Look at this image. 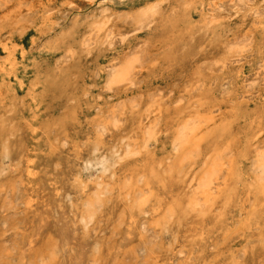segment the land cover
<instances>
[{
	"label": "rangeland",
	"instance_id": "1",
	"mask_svg": "<svg viewBox=\"0 0 264 264\" xmlns=\"http://www.w3.org/2000/svg\"><path fill=\"white\" fill-rule=\"evenodd\" d=\"M146 1L52 0L43 1L39 6L33 0H1L2 5L9 3L11 6L21 2L22 8L19 7V12L14 15L20 20L19 25L24 26L18 31L10 26L8 34L0 33V82L5 77L8 83V98L4 96L5 100L0 102V123L4 118L9 120L13 117L12 121L22 124L20 132L11 138V159L2 161L6 173L0 176V264H40L43 260L39 255L48 252L54 253L52 264H264V205L259 204L255 190L247 191L244 187L245 173L249 168V161L245 158L237 165L239 198L229 205L230 208H225L224 213L221 212L222 200H218L207 215L192 212L186 205H182L185 212L180 214L173 199L179 191L191 190L188 183L182 185L183 179L179 182L181 189L176 184L161 191L157 187H149L150 190L142 188L144 192L147 190L144 197L149 202L143 208L134 207L132 213L128 206L131 198L123 193H108L104 199L109 203L91 221L85 223L79 219L83 202L95 190V182L102 181L103 184L110 179L107 183L113 184L116 179V173L112 175L116 169H110L111 173L106 171V175L101 172V175L98 173L100 167L89 161L113 151L121 137L133 139L139 126L137 119L134 121L128 112L125 113L122 122L117 124L116 132L103 134V149L91 151L92 120H101L107 107L116 106L120 100L119 95L103 91L107 66L112 64L111 61H117L122 53L151 43L158 29L154 24L140 31L127 28L123 34L124 41L120 42L116 37L112 48L103 44L92 45L88 53L84 52L79 70H73L72 66L66 69L73 61L65 64L68 53L56 51L55 47L70 35L73 25H84L105 15L117 20ZM158 1L155 3L159 8V20L170 3L168 0ZM217 1L223 7L231 4V0H196L197 14H204V17L208 5ZM256 4L264 8V0H257ZM173 5H176L175 1ZM198 17L193 15L194 23ZM261 18L264 19V13ZM239 19L236 16L234 22ZM249 30L252 39L241 55L227 61L219 73L224 72L221 77L230 81L229 90L234 89L233 94H240L237 97L242 105L255 110L264 105V24ZM201 34L198 30L196 38L200 39ZM227 36L232 37L231 34ZM1 42L15 48L12 49L13 56L8 55L10 50L3 51ZM151 44L148 46V69L138 75L139 83L129 95L140 94L145 98L155 92L161 95L159 98L170 99L172 103L181 93L187 92L186 79H191L203 63L209 62L211 49L198 48L195 54H189L183 63H177L170 69L161 53L165 44L159 46L156 43L154 47ZM11 59L17 63L18 77L2 74V67L10 69L8 62ZM58 62L64 65L57 67ZM52 69L56 84L47 91V72H52ZM82 91L87 92V96ZM213 93L223 96L220 89ZM73 96L83 100L81 110L77 121L68 123L61 131V119L66 116V105L72 103ZM13 104H16L15 111ZM172 104V107L176 105ZM148 105L141 104L142 107L136 111L143 113ZM155 105L158 106L157 103ZM155 108L154 114H157L159 111ZM51 123L60 128L57 130L53 126L55 130L50 128L52 132L49 135ZM239 125H244L243 119ZM161 136L158 144L149 147L158 162L165 155L171 156L168 138L165 134ZM15 139L21 141L22 149L18 150L19 143ZM28 170L31 175H28ZM167 209H175L174 215L166 217L164 212ZM163 226L166 227L164 230Z\"/></svg>",
	"mask_w": 264,
	"mask_h": 264
},
{
	"label": "bare ground",
	"instance_id": "2",
	"mask_svg": "<svg viewBox=\"0 0 264 264\" xmlns=\"http://www.w3.org/2000/svg\"><path fill=\"white\" fill-rule=\"evenodd\" d=\"M43 1L47 3L52 0H33L39 6ZM157 1L147 0L140 7L133 8L132 13L119 16L122 17V20L119 17L118 21L113 20L112 16L105 15L99 19L90 20L84 25L75 24L72 26L70 35L61 38L63 41L61 40L55 47L56 51L68 53L65 64L70 60L73 61L66 66V69H70L69 67L72 66L73 70H79L84 52L88 53L92 45L103 44L106 45V48H112L116 37H119L120 42L124 41L123 34L127 28V30L140 31L154 24L158 29L157 37L155 36L151 40L152 44L145 43L139 48L122 53L117 61H111L112 64L107 66L103 91L106 94L119 95L120 100L116 106L107 107L108 109L102 114L101 120H92L94 121L91 125L93 137L89 140L91 151L103 149L105 145L103 134L116 132L117 124L126 115L125 113L128 112V116L133 117L134 121L137 119L139 126L137 134H134L135 137L132 136L133 139L123 136L124 138H119L113 151L107 150L108 152L101 154L99 158L89 161L94 163L93 166L100 167L101 171L98 173L104 172L105 174L106 171L111 173L110 169H116V172H112L113 176L116 173V179L115 183L112 182L113 184L107 183L110 180L108 177L107 182L102 178L105 182L103 184L102 181H100L101 183L97 182L98 184L95 182V190L83 202L79 216L80 221L85 223L91 221L101 208L107 206L109 202L104 197L109 195L108 193L117 195L123 193L125 197L131 198V205L128 206L132 213L134 207L143 208L149 202L145 199L146 196L144 197L147 190L144 192L142 188L147 187L150 190L149 187H157L161 191V189L166 190L167 186L172 188L176 184L181 189L185 183H188L191 190L185 193L179 191L173 199L180 214L185 212L182 205H186V208L192 212L207 215L218 200H222L221 212L224 213L225 208L228 209L229 205L239 198L237 165L244 158L249 161L244 187L247 188V191L255 190L259 204L264 205V105L255 110L243 106V102L241 103L237 97L240 94L238 92L233 94L234 89L229 90L228 87L230 81H225L221 77V73L224 72L220 71L221 73H219L227 61L238 56L248 41L252 39L249 28L264 24V19L261 18L264 8L256 4L257 0H231V4L226 7L220 6L217 1L208 5L207 14L203 17L204 14H197L196 0H168L170 5L158 20L159 8L155 3ZM174 1L176 5H173ZM181 4L186 6H181ZM4 5L0 0V22H2L0 33L4 31L8 34L10 26H14L18 31L24 25H19L21 24L20 20H17L14 13L17 14L22 8L21 2L19 5L17 4L18 7L16 4V6H11L9 3ZM216 14L222 16V19L219 20ZM193 15L199 16L196 23H194ZM236 16L240 18L238 22H234ZM200 29L202 30L200 31ZM198 30L199 33H202L200 39L195 36ZM223 34L225 35L224 39L217 42ZM228 34H231L232 37L227 38ZM1 43L3 51L10 50L8 55L13 56L12 49L14 47ZM161 43L165 44L161 53L170 69L177 63H183L189 58V54H195L198 48L211 49L212 53L208 58L209 62L203 63L202 67L192 74L191 79H186L185 88L188 90L175 98L172 102L176 104L174 107L171 106L173 104L169 102L170 99L163 100L164 97L159 98L161 95H156L154 91L145 98L140 94L129 95L132 88L139 83L138 75L148 69L147 66L150 62L148 46L150 44L151 47H154L155 44L162 46ZM246 52L248 53V51ZM8 64L10 72L7 70L8 67L4 66L2 74L16 77L17 63L11 59ZM62 65L64 63H57V67ZM13 68L14 71H11ZM53 71L52 69V72L50 70L47 72V79H49L45 84L47 91H50L56 84ZM2 81L0 82V102L5 100L4 96L8 98L6 94L7 80L3 77ZM217 84L219 85L217 86ZM215 89H220V94L223 96L215 95L213 93ZM83 94L87 96V92H83ZM47 96L48 99H51L49 95ZM241 97L243 98V96ZM82 103V99L73 96L72 103L66 105L64 114L66 116L61 119L63 125L60 124L61 131L67 127L68 123L77 121V114L81 110ZM155 103L158 104L157 107ZM141 104H149L144 107L143 113L136 111L142 107ZM15 105H12L14 111L16 110ZM152 105L156 108H152ZM154 108L158 109L157 114H154ZM242 119L244 125L240 126L239 121ZM12 120H14L13 117L9 120L4 118L0 123V176L6 173L2 161L11 159L13 155L11 138L14 139L15 134L20 132V126L22 128L21 123ZM53 126L57 128L54 123L48 126L49 135L52 132L51 129H54ZM162 134L168 138V149H170L171 156L165 155L158 162L149 147L151 144H158L160 138L163 137ZM17 143H19L17 144L18 150L22 149L21 141L18 140ZM27 169L30 168L27 167ZM28 175H31L29 170ZM180 180H183L182 185L179 183ZM109 187L110 191H108ZM159 199L161 200V198ZM174 213L175 209L172 211L167 209L164 212L166 217L172 216ZM161 224L159 225L161 226ZM39 256L43 260L40 264H52L54 253L48 252Z\"/></svg>",
	"mask_w": 264,
	"mask_h": 264
}]
</instances>
